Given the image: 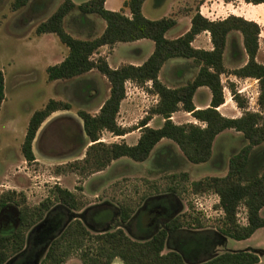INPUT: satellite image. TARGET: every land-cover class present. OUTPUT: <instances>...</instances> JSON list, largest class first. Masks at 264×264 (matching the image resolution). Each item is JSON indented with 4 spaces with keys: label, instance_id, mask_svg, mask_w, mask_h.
Wrapping results in <instances>:
<instances>
[{
    "label": "trees",
    "instance_id": "trees-1",
    "mask_svg": "<svg viewBox=\"0 0 264 264\" xmlns=\"http://www.w3.org/2000/svg\"><path fill=\"white\" fill-rule=\"evenodd\" d=\"M142 1L123 0L119 10H108L103 7L104 0H85L77 5L71 0H62L47 17L35 24V34L53 33L67 49L59 62L45 67L46 81L68 79L95 69L108 83L107 95L94 114L76 110L84 134V139L79 141V145L85 146L82 157L57 165L53 171L86 176L103 170L110 161L119 157L142 161L162 138L168 139L186 161L201 163L209 159L215 135L224 129H233L240 133L244 143L229 155L225 173L190 182L193 192L206 191L216 195L215 207L221 211L218 224L205 229L195 218L193 224L187 222V226L194 229L190 231L184 228L186 222L182 215L164 218L162 213V219L158 221L161 226L153 231L147 230L140 213L132 217L134 210L124 202H119L117 207L91 206L86 210L83 221L68 219L67 210L79 209L82 204L66 188L53 184L48 195L35 206L25 203L22 192L6 189L0 192V209L9 203L18 208L12 229L0 233V264L7 260L9 253H19L24 247L20 256L17 255L10 264H30L33 255L45 243L47 245L38 264H62L71 254L76 255L80 264H255L258 261L252 249L218 254H213V249L221 236L245 239L264 225V218L258 213L264 207V65L255 60L259 26L252 20L231 14L222 19L208 20L196 10L189 19L188 29L168 39L164 32L175 24L173 14L158 19L145 18L140 12ZM243 1L264 3V0ZM27 3L35 10L34 0H11L9 7L16 10ZM72 9L76 13L70 19L94 14L103 20V29L99 34H88L85 38L70 35L63 28V18ZM124 9L128 15L123 13ZM203 30L209 35L211 48L208 50L190 45L193 36ZM231 31L238 32L241 39L238 45L230 36V57L239 60L241 54H245L246 59L241 66L226 69L222 64V52L226 35ZM140 38L153 43L151 53L140 64L124 63L112 68L103 56L91 57L102 45L110 47L116 42ZM169 58L190 60L196 67L195 73L182 84L165 86L157 79V73ZM220 74L255 79L257 110L246 109L244 96L232 83L226 82L230 98L240 109V114L235 117L221 115L216 110L223 102ZM125 81L135 85L149 81V91L156 96V101L135 127L138 136L133 144L101 141L102 131L123 135L131 130L115 121L119 102L124 97ZM199 86L206 87L210 94L208 105L203 108H195L191 100ZM2 99L3 77L0 71V103ZM62 109H69V104L50 98L30 114L20 144V152L26 162L33 160L30 145L40 123L51 112ZM177 110L189 113L203 125L174 123L170 115ZM152 115L162 118L158 127L146 125ZM170 145L164 146L168 153L172 151ZM167 190L174 189L169 186ZM148 201L147 208L160 205L165 212L162 198H155V203L151 204ZM239 206L244 209V223L237 219ZM42 219H45L42 226L28 235L24 245V231ZM114 219V227L106 229ZM164 245L168 246L166 251H162Z\"/></svg>",
    "mask_w": 264,
    "mask_h": 264
},
{
    "label": "rangeland",
    "instance_id": "rangeland-1",
    "mask_svg": "<svg viewBox=\"0 0 264 264\" xmlns=\"http://www.w3.org/2000/svg\"><path fill=\"white\" fill-rule=\"evenodd\" d=\"M59 1L50 0L43 14L36 12L37 15H35L28 3L12 11L9 7L11 0H0V71L3 77V99L0 103V181L16 172L15 174H21L24 178L20 180V189L18 187L17 191L15 190L16 192H22L21 188H26L31 183L39 186L34 197H25V203L29 206H35L43 200L48 195L49 187L53 184L52 180L48 179V175L53 169L52 165L37 162L27 163L25 161L24 164L28 168L26 170L21 168L19 164L18 159L22 157L21 152H19V144L22 141L30 114L50 98L69 104L70 119H67V115H65V117L56 118L42 125L41 133L34 148L32 146L35 155L41 159L65 155L68 152L69 142H77V137L72 134L76 132L72 119L74 118L76 122L78 120L76 110L84 108L91 113L96 112L108 92L106 79L95 69L77 77L46 81L45 67L60 61L65 56L67 49L53 33L36 35L30 29L41 18L47 17L59 4ZM35 2L36 0H34ZM151 4L153 7H151ZM187 4L185 0V5ZM184 6L181 8H184ZM166 7L167 4L154 6L153 0H145L143 12L145 15L157 18L168 11ZM256 9L261 10L260 7H254L252 10L256 12ZM212 12H215V10ZM75 13V9H72L63 18V28L66 32L72 33L70 35L85 38L88 34H96L102 29L103 20L94 14H89L84 23L79 25V30H73L72 26L74 25L72 23L74 21L71 22L69 18L74 16ZM31 15L32 19H29ZM19 17L22 18L21 22L24 26L16 28L15 22ZM209 17H214V14L209 15ZM181 31L182 23L179 22L166 31L165 37H175ZM152 47V42L149 39H141L139 42H120L115 44L111 51H109V46L96 49L91 57H104L106 55L107 64L113 66L119 62L142 61L149 55ZM231 60L233 59L229 55V46H227L224 64L228 69L238 65V62L233 64L230 62ZM173 62L176 61L164 63L160 70L159 80L163 83L179 85L190 79L195 73V68L189 60L178 59L177 63L172 66ZM177 68H181L182 71L175 78L173 71ZM248 82L251 83V81ZM236 85L238 87L239 84ZM149 88L145 83L142 85H135L130 81L124 83V97L119 102L115 121L119 126L131 129L125 137V143L127 144H131L133 138L137 136L138 129L135 127L156 101V97L149 91ZM253 90V85H249L242 96L247 101L246 107L257 110L256 96L253 95ZM224 92L227 97V91L224 90ZM229 99L231 98H228L227 102H229ZM195 101L204 104L206 101L204 93H198L195 96ZM231 104L235 111L231 115H238L237 112H240V109L235 106L233 101ZM171 118L176 123L192 122L202 124L195 119V122H193V118L189 113L182 110L173 112ZM150 119L149 126L151 127L161 122L160 117L156 115H152ZM79 130L80 127H78ZM100 138L104 142H119L121 140L119 136L112 135L107 131H102ZM243 143L244 141L239 132L233 129H224L214 137L209 159L201 163H191L180 155L168 139L162 138L159 143L151 148L148 156L142 161L119 157L109 163L97 175L91 176L89 174L91 176L89 177V175L79 176L72 173L74 176L61 179L60 184L68 187L82 206L79 209H68V219L78 218L83 221L86 210L91 206L103 204V206L117 207L119 202L131 205L134 210L132 217L138 213L142 216L145 208L141 207L144 202L146 205L149 200L148 204H151L155 203V198H162L165 203L164 218L173 214L182 215L184 222H186L184 228L190 231L194 229L191 225L187 226V222L193 224L195 218L203 228H211L218 224L217 222L221 218L215 207L216 196L206 191L193 192L190 188V182L205 176L221 175L226 170L229 155L236 152ZM167 144H171L172 147V151L169 153L164 147ZM1 184L0 182V192L6 190L3 187L5 184ZM169 186H172L174 190H167ZM174 202L176 203L175 206L173 205ZM6 206L14 207L15 210L18 208L13 203ZM4 209H6L5 206L2 210ZM258 213L264 218V207ZM236 215L238 222L244 223V209L242 206L238 207ZM1 220L0 223L3 222ZM44 220L36 222L24 231V245L27 244L28 235L42 226ZM114 221L115 219L108 223L106 229H112ZM3 223L7 227V222ZM150 224L145 226L147 230L157 229L161 226V222H158V220ZM86 227L92 231L87 225ZM217 242L213 254L248 248L252 249L258 258L255 264H264V225L256 228L245 239L235 240L221 236ZM46 245L47 243L33 255L30 264L39 263ZM24 248L19 253H9V257L3 264H10L17 255L20 256L19 254ZM167 249L168 246L164 245L162 251ZM62 264H80V262L75 254H71Z\"/></svg>",
    "mask_w": 264,
    "mask_h": 264
},
{
    "label": "crops",
    "instance_id": "crops-1",
    "mask_svg": "<svg viewBox=\"0 0 264 264\" xmlns=\"http://www.w3.org/2000/svg\"><path fill=\"white\" fill-rule=\"evenodd\" d=\"M61 1L62 0H60L58 3H60ZM83 1H85V0H75V1L71 0V2L74 5H77L78 3L83 2ZM144 1L145 0L142 1L141 6H140V12H141V14L145 18H148V19H158L160 17H164V16H167L169 14H173V17L175 19V24L174 25H176L179 22L182 23V31L178 35H181L182 33H184L188 29V27H189V19H190L192 13L194 11H196V10L198 11V13L201 16L205 17L208 20L222 19L225 16L231 14V15L241 16L242 18H244L246 20H252V21H254L259 26V33H258V36H257V49H256V53H255V60L257 62L262 63L264 65V6H263L264 3L251 4V3L244 2L243 0H230V1H224V0H200V1L199 0H186L188 4L185 5V0H153V5L154 6H158L159 4L160 5H164V4L166 5L167 4V7L166 8L168 10V11H166L165 14L163 13V15H161L160 17L155 18V17H150V16L144 14V12H143ZM49 2H50V0H36V2H35L36 4L34 6L35 7V10H33V12H35V15H37L36 12H38L39 14H43V12H44L46 6L49 4ZM122 2H123V0H104L103 7L105 9H108V10H119L121 8ZM154 2H155V4H154ZM183 6H184V8H181ZM151 7H153L152 4H151ZM252 7L253 8L254 7H256V8L257 7H260L261 10H257L256 9V12H254L252 10L253 9ZM214 10H215V12H212ZM12 11H15V10H12ZM123 13L125 15H128L126 9H124V12ZM213 14H214V17H209V15H213ZM73 15H75V14H73ZM86 17H87V15L86 16H81V17H73L72 19L69 18L71 20V22L74 21V23H72V25H74V26H72L73 30L78 31L79 30L78 29L79 28V25H82L84 23ZM17 19L18 20L15 22V27L16 28H21L22 26H24V24L21 22V19L22 18L19 17ZM29 19H32V15L29 16ZM43 19L44 18H41L40 20H43ZM34 26L31 27V29H30L32 32H33ZM103 27H104V24H103ZM103 27H102V29H103ZM100 31L98 33H96V35L99 34ZM166 31L164 32V37H165ZM33 34H35V33L33 32ZM40 34H45V33H40ZM69 34H72V33L69 32ZM36 35H38V34H36ZM230 36H233L234 37V39H235V41H236V43L238 45H240V39H241L239 33L236 32V31H231V32H229L226 35L225 47H224V50L222 52V64H223V66L225 68L227 66L224 64V55H225L227 46H229V38H230ZM172 38H174V37H172ZM141 39H145V38L136 39V40H133V42H139V41H141ZM168 39H171V38H168ZM117 43H120V42H116V43L112 44L109 47V49H110L109 51H111L112 50V47L115 46V44H117ZM152 45H153V43H152ZM190 45L193 48L204 49V50L210 49L211 48V43H210V40H209L208 32L205 31V30H203V31H200L197 34H195L193 36V38L191 39V41H190ZM105 46H107V45H102V46H100L98 48L101 49V48H103ZM262 47H263V50H262ZM104 58L106 60V55L104 56ZM178 59H181V58H169V59H166L162 63V65L160 66V68L158 70L157 79L159 80L160 70H161V68H162V66H163L164 63L169 62V61H170V63L172 61H176V62H173L171 64L172 66H174L175 65L174 63H177V60ZM245 59H246L245 54H241V57H240L239 60L238 59L237 60L236 59H233L230 62H232L233 64H234V62H238V65H236L235 67H239V66H241L244 63ZM234 60H236V61H234ZM142 61H130L131 63H129V64L137 65V64H140ZM120 64H124V63L119 62L118 64L113 65V66H110V67L113 68V67H116V66H118ZM235 67H233V68H235ZM193 68H195V70H196V67L193 66ZM226 69H228V68H226ZM91 70H89V71H91ZM181 71H182L181 68H177V69H175L173 71V75L175 76V78L179 75V73ZM84 73H86V72H84ZM75 77H77V76H75ZM219 78H220V82L222 83V97H223V102L216 107V110L221 115L226 116V117H235V116H238L240 114V112H237L238 115H234V116L231 115V114L235 113V111L233 110V106L231 104L232 100L229 99V102L230 103L227 102V99L230 98V94H229V91L227 90L226 82L232 83L234 85V88L236 89V91L239 94H241V95H243L242 93H244V91H246V88L249 85H253V89H254L253 90V92H254L253 95L256 96V93H257L256 92V81H255V79L250 78V77H242V78H240V77H235V76H233L231 74H220L219 75ZM53 81H55V80H53ZM248 81H251V83L249 84ZM160 82L163 83L162 81H160ZM144 83H145V85H147L148 87H150V82L149 81H146ZM163 84L165 86H167V87L176 86V85L166 84V83H163ZM236 84H239L238 87H237ZM224 90L227 91V97L225 95ZM200 92L201 93H204V95H205V100L206 101H205L204 104H200L198 101H195V96L198 93H200ZM209 97H210V94H209L208 89L206 87H204V86H199V87H197L194 90V93L192 95V99H191L192 100V104L194 105L195 108H203V107H206L208 105V102H209ZM82 109L85 110V111H87V112H89L90 114H94L95 113V112L91 113L90 111H88L87 109H84V108H82ZM246 109H248V110L251 109L250 111H256V109H253V108L246 107ZM68 111H69L68 109L55 110V111L51 112L40 123V125L38 126V128L35 131L34 137H33L32 141H31V145H30V148H31V151H32V154H33V160H31V161H29L27 163H32V162L48 163V165H52L53 167H55L57 165H60V164L65 163L67 161H72V160H75V159H80L82 157V155H83V151L82 150L84 149V146H79V141L81 139H84V134H83V132L81 130V121L77 117V115H76V117L78 119L77 122H76V120H74V118L72 119L73 122H74V126H73V124H72V126L73 127H76V132L75 133H72V134H73V136L75 135V137H77V142L76 141L69 142V145L67 147L68 148V152L65 155L55 156L53 158L41 159L39 156H36L35 153H34V151L32 150V146L34 148V145L36 144L37 139H38V137H39V135L41 133L40 132L41 131L40 129H41L42 125H45L49 121H52V120H54L56 118L65 117V115H67L66 116L67 119H70L71 114ZM158 117H160V116H158ZM170 119H172L171 118V115H170ZM150 120L151 119H149L147 121L146 125L149 126V121ZM160 121H162V118L161 117H160ZM193 122H195L194 119H193ZM174 123H176V122H174ZM159 125L160 124H158V125H156L154 127H158ZM201 125H203V124H201ZM78 127H80V130L79 131H78ZM126 135H128L127 132L124 133L123 135H115V136H119L120 139H121L120 141H124L125 142ZM137 136H138V133H137ZM137 136L135 138H133V141H132L131 144H133L136 141ZM100 140L102 141V138H100ZM159 141L156 142V143H159ZM20 144H19V152H20ZM210 151H211V148H210ZM19 156H20V154H19ZM18 160H19V164H20L21 168H24V169L28 170V168L24 164V163H26L25 160L22 159V157H21V159H18ZM112 161H110V163ZM101 171L102 170L93 172L90 175L91 176L92 175H97ZM15 173L16 172H13L12 174H10L7 177L3 178L2 181H0L2 183L1 185H4L5 184L3 186L4 188H6V189L7 188L8 189H13V190H16L17 191V189H18V187L20 185V180L21 179H24V178H23V175H21V174H15ZM224 173L225 172L221 173V175H223ZM24 174H26V173L24 172ZM90 175H89V177H91ZM221 175H219V176H221ZM67 176H70L71 177V176H74V174H72V173H69V174H67V173H55L53 171V169H52L51 173L48 175V179L52 180V183L53 184H57L58 186L63 187V188H66L67 190L70 191V189L68 187L61 186V184H60V180L66 178ZM38 187L39 186H36L35 183H31L26 188H21L22 189L21 191L23 192V194H24V196L26 198L27 197H34L37 194V192H38V190H37ZM19 189H20V187H19ZM215 201L217 202V197H216ZM216 209L218 210V213H220V215H221V211L218 208H216Z\"/></svg>",
    "mask_w": 264,
    "mask_h": 264
},
{
    "label": "flooded vegetation",
    "instance_id": "flooded-vegetation-1",
    "mask_svg": "<svg viewBox=\"0 0 264 264\" xmlns=\"http://www.w3.org/2000/svg\"><path fill=\"white\" fill-rule=\"evenodd\" d=\"M6 209L2 210V208L0 209V220L2 217L3 222H7V227L6 225H4V223H0V233L2 232H6L12 229V227L14 226L15 220H16V212L14 209L5 206ZM141 208H145L144 209V214H142V221L144 222L145 226L146 225H151L150 223L155 222V221H159L160 219H162L161 215L163 213V208L160 205H153L152 208H147L145 205V202L143 204V206ZM154 224V223H153ZM154 230V229H153ZM152 230V231H153Z\"/></svg>",
    "mask_w": 264,
    "mask_h": 264
},
{
    "label": "water",
    "instance_id": "water-1",
    "mask_svg": "<svg viewBox=\"0 0 264 264\" xmlns=\"http://www.w3.org/2000/svg\"><path fill=\"white\" fill-rule=\"evenodd\" d=\"M11 208H13L14 209V207H11ZM15 210V209H14ZM15 212H16V210H15Z\"/></svg>",
    "mask_w": 264,
    "mask_h": 264
},
{
    "label": "built area",
    "instance_id": "built-area-1",
    "mask_svg": "<svg viewBox=\"0 0 264 264\" xmlns=\"http://www.w3.org/2000/svg\"><path fill=\"white\" fill-rule=\"evenodd\" d=\"M155 96V95H154ZM156 97V96H155Z\"/></svg>",
    "mask_w": 264,
    "mask_h": 264
}]
</instances>
